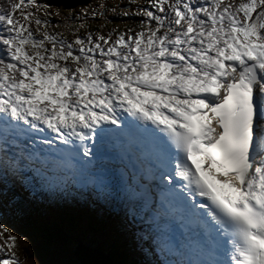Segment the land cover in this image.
Returning <instances> with one entry per match:
<instances>
[{
  "label": "snow or ice",
  "instance_id": "obj_1",
  "mask_svg": "<svg viewBox=\"0 0 264 264\" xmlns=\"http://www.w3.org/2000/svg\"><path fill=\"white\" fill-rule=\"evenodd\" d=\"M116 7L138 22L93 31ZM81 11L0 13V264H21L4 218L35 205L60 264H140L86 258L129 239L156 264H264V0Z\"/></svg>",
  "mask_w": 264,
  "mask_h": 264
},
{
  "label": "trees",
  "instance_id": "obj_2",
  "mask_svg": "<svg viewBox=\"0 0 264 264\" xmlns=\"http://www.w3.org/2000/svg\"><path fill=\"white\" fill-rule=\"evenodd\" d=\"M33 208L34 210H31L29 214L25 212L20 216L9 215L3 220L9 227L11 225L19 227V230L14 231V233L17 235V251L21 264H60L68 256L57 242L51 226V220L57 215V212L43 205H35ZM138 227L144 229L146 226L137 222L135 229ZM145 245L144 242L145 251L143 253L138 250L140 258L132 251L122 256L104 253L112 260L127 259L137 262L144 261L146 264H156L157 257ZM134 247H137L135 241L129 239L127 248L134 249Z\"/></svg>",
  "mask_w": 264,
  "mask_h": 264
},
{
  "label": "rangeland",
  "instance_id": "obj_3",
  "mask_svg": "<svg viewBox=\"0 0 264 264\" xmlns=\"http://www.w3.org/2000/svg\"><path fill=\"white\" fill-rule=\"evenodd\" d=\"M12 2H14V0H0V13L8 10L10 3ZM39 2L45 3V0H39ZM102 2H104L109 8H111L113 6H125L127 5L128 0H102ZM139 2L143 3V0H139ZM225 2H227V0H225ZM97 3H98V0H91L86 5H77L73 8H63V7L52 6L53 12H55L56 9H60V15L53 17L52 23L53 25H55L57 20H64L69 14H71V16L73 17H75L77 14L83 16V12L81 11L82 9L95 8ZM129 11L131 12L132 9H129ZM138 20H139L138 16L129 15L125 17L121 15V7H116L115 12L113 11L105 12V15L103 18L99 16H97L96 18H93L91 14H89L87 23L92 26L93 31H98L101 28H103L104 31H107L110 28H116V27L125 28L127 26H134L138 22ZM68 22L72 24L79 23V21H76V20H69ZM55 30L61 33L64 32L63 27H56ZM67 35L69 36V38H71V32H69ZM31 210H34V208L32 207ZM30 211H27V213L29 214ZM135 224H137V222L133 223V226L131 228L132 232L137 230L135 229ZM10 228H12L13 232L19 230V227L17 225L15 226L11 225ZM138 228L142 229L140 227ZM145 244H146L145 247L149 248L148 244H152V240L149 239L148 241L145 242ZM134 249L135 251H132L133 254H135L138 258H140V253L138 251L139 248L134 247ZM140 264H146V263L144 261H140Z\"/></svg>",
  "mask_w": 264,
  "mask_h": 264
},
{
  "label": "water",
  "instance_id": "obj_4",
  "mask_svg": "<svg viewBox=\"0 0 264 264\" xmlns=\"http://www.w3.org/2000/svg\"><path fill=\"white\" fill-rule=\"evenodd\" d=\"M91 0H45V3H49L52 6L63 7V8H73L77 5H86ZM88 259L97 260V261H111L112 259L105 254L104 252H95L91 253Z\"/></svg>",
  "mask_w": 264,
  "mask_h": 264
},
{
  "label": "bare ground",
  "instance_id": "obj_5",
  "mask_svg": "<svg viewBox=\"0 0 264 264\" xmlns=\"http://www.w3.org/2000/svg\"><path fill=\"white\" fill-rule=\"evenodd\" d=\"M152 246V244H148V247L150 248ZM155 257H157L156 255H155ZM156 259V258H155Z\"/></svg>",
  "mask_w": 264,
  "mask_h": 264
}]
</instances>
